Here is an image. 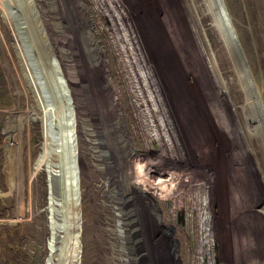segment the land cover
I'll return each instance as SVG.
<instances>
[{
    "label": "rangeland",
    "instance_id": "1",
    "mask_svg": "<svg viewBox=\"0 0 264 264\" xmlns=\"http://www.w3.org/2000/svg\"><path fill=\"white\" fill-rule=\"evenodd\" d=\"M26 4L60 84L0 0V264H193L204 193L216 264H264V0Z\"/></svg>",
    "mask_w": 264,
    "mask_h": 264
},
{
    "label": "water",
    "instance_id": "2",
    "mask_svg": "<svg viewBox=\"0 0 264 264\" xmlns=\"http://www.w3.org/2000/svg\"><path fill=\"white\" fill-rule=\"evenodd\" d=\"M18 1L20 3V7H21L22 12H23V18H24V21H25V25L28 27L29 34H30V36L32 38V41H33V43L35 45V48H36V50L38 52V56H39V59L41 61L42 66H46V67L48 66V64L50 63L49 62V55H51V54H53L55 56L56 60L58 61L57 55H56L57 51L54 48V46L52 45V42H51V39H50L49 35L47 34V32L44 33L43 29H38V30H40V32H39V34H37V32L35 31V27H34V24H35L34 21H33L34 19H32L31 18L32 16H29L26 13V9H25L26 7L24 6V4L20 0H18ZM206 1L210 2V3L213 2V0H206ZM36 21H37V25H38L39 28L40 27H44L43 24H42V21L39 22L37 18H36ZM12 25H14L13 21H12ZM18 41L20 42L19 43L20 45L17 46V50H18L19 58L23 62L22 63L23 68H25L28 72H30V74L32 76H35L36 79H40V77H39V76H41V73L39 71L40 68L37 71V69L32 64V62L30 60V56H29L28 52L26 51L24 45L21 43V41L19 39H18ZM45 48H48L50 54H48L46 52ZM233 55H234V53H231V57H233ZM239 55L241 56L242 54L239 52ZM26 78H28L27 74H26ZM29 85H30V87L32 89V92L36 96L35 86H33L31 84H29ZM66 86H67V84H66ZM38 87L41 90V86L39 84H38ZM69 96H70L71 102H72V96L70 94V90H69ZM247 99H248V97H247ZM73 108H74V106H73ZM74 118H75V115H74ZM259 128H260V131L262 133H264V125H262V124L260 125V123H259ZM75 136H76V128H75ZM262 138H263V145H264V136ZM53 148H54V146H53ZM58 149L59 148H57V151H58ZM53 155L51 157H53ZM53 164L55 165L54 162H53ZM54 177H55V171L52 170L51 173L49 174V179H50V184H52L53 186H54V183H55L54 182ZM184 228H185V224H184V222H181L179 224V242H180L181 247H182L181 251L186 256L187 246H186V234H185V229ZM57 238H58L57 236L56 237L54 236V240H56V242L58 241ZM50 254H52V249L50 250ZM65 255L66 254H63V256L61 258L62 263H64V261H65ZM46 264H48V260H47ZM77 264H79V261L77 262Z\"/></svg>",
    "mask_w": 264,
    "mask_h": 264
},
{
    "label": "built area",
    "instance_id": "3",
    "mask_svg": "<svg viewBox=\"0 0 264 264\" xmlns=\"http://www.w3.org/2000/svg\"><path fill=\"white\" fill-rule=\"evenodd\" d=\"M199 197L197 209L185 214V227L191 224L193 228L197 227L193 235V244L190 245L194 253L193 261L195 264H216L208 199L205 193Z\"/></svg>",
    "mask_w": 264,
    "mask_h": 264
},
{
    "label": "bare ground",
    "instance_id": "4",
    "mask_svg": "<svg viewBox=\"0 0 264 264\" xmlns=\"http://www.w3.org/2000/svg\"><path fill=\"white\" fill-rule=\"evenodd\" d=\"M15 1V0H14ZM23 2H24V4H25V6H26V8L28 9V7H27V4H26V0H22ZM29 10V9H28ZM32 19H34L33 17H31ZM34 21V23H35V26H36V32H37V34H39V32H40V30H38L39 29V27L37 26V24H36V22H35V19L33 20ZM38 30V31H37ZM49 60H50V69H51V72H53L54 73V75H56V70H55V68H54V66L52 65V63H51V59H50V57H49ZM40 71V73H41V70H39ZM57 76V75H56ZM40 77V79L38 80L37 79V81L40 83V86H41V90H42V92H44V94H45V96H46V111L43 113V116L45 117V118H47L49 121H47L46 120V123H48V122H50V126H51V124H52V122H53V118H54V113L52 112V107H51V101H52V98H51V96H50V92H49V90H48V87H47V85L45 84V82H44V78H43V76H42V73H41V76H39ZM56 79H57V81H58V76L56 77ZM58 83H59V81H58ZM60 84V83H59ZM60 90H61V87H60ZM61 93H62V91H61ZM43 94V95H44ZM51 100V101H50ZM63 102H64V105H65V99L63 98ZM52 103H53V101H52ZM42 106V105H41ZM55 120V119H54ZM69 120H67L66 121V123L68 124L69 122H68ZM69 125V124H68ZM69 127V126H68ZM51 134H52V136H51V148H52V150H54V148H53V146H54V140H55V137H54V133H53V126H51ZM69 147H70V145H69ZM141 161V160H140ZM63 178V177H62ZM63 185V184H62Z\"/></svg>",
    "mask_w": 264,
    "mask_h": 264
},
{
    "label": "trees",
    "instance_id": "5",
    "mask_svg": "<svg viewBox=\"0 0 264 264\" xmlns=\"http://www.w3.org/2000/svg\"><path fill=\"white\" fill-rule=\"evenodd\" d=\"M31 77H32V78H31L32 82H33L35 85H37L36 78H35L34 76H31Z\"/></svg>",
    "mask_w": 264,
    "mask_h": 264
},
{
    "label": "flooded vegetation",
    "instance_id": "6",
    "mask_svg": "<svg viewBox=\"0 0 264 264\" xmlns=\"http://www.w3.org/2000/svg\"><path fill=\"white\" fill-rule=\"evenodd\" d=\"M156 264H157V262H156Z\"/></svg>",
    "mask_w": 264,
    "mask_h": 264
}]
</instances>
